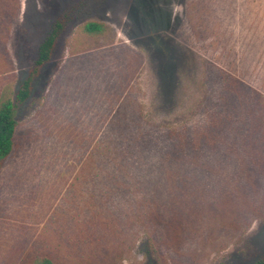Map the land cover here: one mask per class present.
<instances>
[{
  "label": "rangeland",
  "instance_id": "obj_1",
  "mask_svg": "<svg viewBox=\"0 0 264 264\" xmlns=\"http://www.w3.org/2000/svg\"><path fill=\"white\" fill-rule=\"evenodd\" d=\"M59 21L0 170V264H255L264 0H0V98Z\"/></svg>",
  "mask_w": 264,
  "mask_h": 264
},
{
  "label": "trees",
  "instance_id": "obj_2",
  "mask_svg": "<svg viewBox=\"0 0 264 264\" xmlns=\"http://www.w3.org/2000/svg\"><path fill=\"white\" fill-rule=\"evenodd\" d=\"M64 26V21L57 22L53 30L41 42L35 67L31 71L29 77L23 82L17 94V100L13 101L10 95H3L0 98V170L3 168L5 162L14 150L15 136L18 126V121L15 117L16 109L19 104L24 103L29 99L34 79H36L40 68L50 61ZM84 28L89 33H95L101 32L104 29V25L99 22L91 21L88 22ZM34 264L55 263L49 258H43ZM255 264H264V256L257 260Z\"/></svg>",
  "mask_w": 264,
  "mask_h": 264
}]
</instances>
